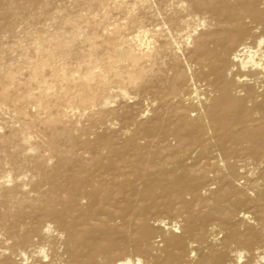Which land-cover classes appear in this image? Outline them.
<instances>
[{
    "label": "bare ground",
    "instance_id": "6f19581e",
    "mask_svg": "<svg viewBox=\"0 0 264 264\" xmlns=\"http://www.w3.org/2000/svg\"><path fill=\"white\" fill-rule=\"evenodd\" d=\"M133 1L27 81L0 17V264H264V0Z\"/></svg>",
    "mask_w": 264,
    "mask_h": 264
},
{
    "label": "rangeland",
    "instance_id": "374dc122",
    "mask_svg": "<svg viewBox=\"0 0 264 264\" xmlns=\"http://www.w3.org/2000/svg\"><path fill=\"white\" fill-rule=\"evenodd\" d=\"M30 0H2V5H1V8H0V17L2 18V16H7V17H12V18H15L16 19V24H15V26H14V28H13V31H14V34H13V36H14V44H15V46L13 47L14 48V51H15V53L13 54L14 56H13V61H14V63L15 62H17V60H18V65H19V63L21 64V65H23V66H21V65H19L21 68H18V70L20 71V72H18L17 71V69H16V67H19V66H17L16 64L17 63H15L14 64V69H15V71H17V76L20 78V80L21 81H27L28 79H26V78H29V70L27 69L26 70V68L25 69H23V67H26L25 66V61L26 62H33V61H35L33 58H34V54L33 53H31L32 52V48H34L33 46H35V44L36 45H39V43H41V40H44L45 38H47V39H45V40H47L48 41V43H50V44H48V46H50L49 47V49H51V48H55V41H54V43L52 42L53 40H57V41H59V40H61L60 42H64V41H66V42H69L70 43V41H71V45H73V46H76L75 44H79L83 39H84V35H87L88 33H93V31L95 32L96 30H98L97 31V33L95 32V35L97 36L98 35V37H99V35H100V37H101V39L102 38H104V34H105V29H103V28H106V30H107V28H108V30H113L114 28H116V30L118 29V28H120V29H118L117 31H119L120 33H121V36L123 37V38H130V37H132V35L135 33L136 34V28L133 26V24H132V19H134V20H136L137 19V22H136V24H142V25H144L145 26V29H148L147 28V26H146V23H145V19H142V18H140V19H138L139 17H143V14H142V12L139 10V7L137 6L136 7V5L134 6H130L129 4H132L134 1L133 0H117V1H115V0H108V3H109V6H108V4H107V1H105L104 2V4L105 5H100V4H98V1H96V0H46V1H48L49 3H51L50 4V7H48V9H46V10H41V9H39L38 10V8H35V7H33V9H31V10H29V7L31 6V4H30V2H29ZM59 1V2H58ZM73 1H75L74 2V4H72V2ZM101 1H104V0H101ZM114 1V2H113ZM58 2V3H57ZM114 3V4H113ZM118 3H119V5H118ZM123 5H122V4ZM129 3V4H128ZM55 4V5H54ZM68 4H70V5H68ZM82 4H83V8H82ZM87 4V5H86ZM127 4H128V6H127ZM133 4H135V2L133 3ZM73 5V6H72ZM86 5V6H85ZM93 5V6H92ZM106 5H107V7H106ZM116 5V6H115ZM63 6V7H62ZM66 6V7H65ZM81 6V7H80ZM119 6V7H118ZM120 6H122V8L120 7ZM65 7V8H64ZM68 7V8H67ZM89 8V9H87V8ZM118 7V8H117ZM126 7V9H124ZM134 7H136L135 9H137V10H135L134 8V10H135V12H133V14L131 15V16H128L126 13V11H128V10H130V9H132V8ZM62 8H64V9H62ZM90 8H91V11H92V13H91V11H89L90 10ZM130 8V9H129ZM56 9H58L59 10V12H60V10H61V13H59L58 12V10H56ZM104 9V10H103ZM118 9V10H117ZM128 9V10H127ZM64 10H66L65 12H64ZM102 12H101V11ZM113 10H115V11H113ZM57 11V12H56ZM62 11H63V13H62ZM89 11V12H88ZM98 11V12H97ZM104 11V12H103ZM106 11H108L109 12V14L106 12ZM137 11V12H136ZM59 13V14H56V13ZM84 14H83V13ZM86 12V13H85ZM98 13V15L96 16V14L94 15V13ZM106 12V13H105ZM28 13H33L32 14V17H27V15H28ZM44 13V14H43ZM74 13V14H73ZM81 13H82V15H81ZM39 14V15H38ZM56 14V15H55ZM105 14V15H104ZM118 14V15H117ZM69 15V16H68ZM71 15V16H70ZM75 16V18L73 17V16ZM79 16V18H78V16ZM88 15H90V17L92 18H90ZM108 15V16H107ZM120 15V16H119ZM56 17L57 16V19L56 20H54L55 21V23L56 24H53V20H51V22H50V19L52 18V17ZM66 16H67V18L68 17H70V18H66ZM82 16V17H81ZM87 16V18L88 19H86V18H84V17H86ZM107 16V17H106ZM123 16H125V17H123ZM126 16H128V17H126ZM77 17V18H76ZM81 17V18H80ZM96 17V18H95ZM101 17H102V19H101ZM106 17V18H105ZM116 17V18H115ZM125 18V19H123V18ZM28 18V19H27ZM32 18H34V19H32ZM63 18H64V20H63ZM72 18H74V19H72ZM90 18V19H89ZM98 18H100L99 20H98ZM114 18V19H113ZM85 19V20H84ZM93 19H95V20H93ZM104 19V20H103ZM121 19H123V21L125 22L126 20H129V21H126L125 23L121 20ZM48 20H49V22H48ZM66 20V21H65ZM72 20H74V22L72 21ZM78 20H82V21H78ZM88 20H90V21H88ZM93 20V21H92ZM117 20V21H116ZM46 21H47V23H46ZM65 21V22H64ZM68 21H70V22H68ZM88 21V25L90 26H88V25H86V23L85 22H87ZM96 21V22H95ZM99 21H101V22H99ZM112 22L111 24L112 25H114V27L110 24V22ZM120 21H122V22H120ZM0 22H2V19H0ZM22 22V23H21ZM76 22H78V23H76ZM80 22V23H79ZM90 22V23H89ZM92 22H95L97 25H98V28L97 27H95V23H92ZM108 24H107V23ZM116 22V23H115ZM119 22V23H118ZM67 23V24H66ZM72 23V24H71ZM82 23H83V25H82ZM85 23V24H84ZM99 23V24H98ZM103 23V24H102ZM29 24V25H28ZM46 24H47V26H46ZM50 24V25H49ZM64 24V25H63ZM70 24L71 25H73V24H76L78 27H79V29H78V27H75V25H73L74 26V28L72 29V27L73 26H70ZM109 24L112 26V27H110L109 26ZM116 24V25H115ZM119 24L120 25H122V26H120L119 27ZM126 24H127V26H126ZM135 24V25H136ZM81 27H80V26ZM96 25V26H97ZM103 25H105V27H102ZM118 25V26H117ZM123 25H124V28H125V30L122 28L123 27ZM63 26V27H62ZM87 26V27H86ZM99 26H101L100 28H99ZM109 26V27H108ZM48 27V28H47ZM86 27V28H85ZM89 27V28H88ZM57 28V29H56ZM69 28H71L70 30H69ZM77 28V30L79 31H77V30H75ZM84 28V29H83ZM88 28V29H87ZM64 29V32L62 31ZM66 29V30H65ZM81 29H83V30H81ZM131 29V30H130ZM24 30V31H23ZM33 30V31H32ZM35 30V31H34ZM46 30V32H44ZM57 30H61L60 31V33H59V31H57V33L59 34H57L56 33V31ZM93 30V31H92ZM107 30V31H108ZM54 33V35L51 33ZM106 31V32H107ZM42 33V35H41V33ZM44 32V33H43ZM48 32V33H47ZM76 32V33H75ZM85 32H86V34H85ZM101 32H103V34H101ZM34 35H33V34ZM40 33V34H39ZM66 33L67 34H69L68 36L70 37H68V36H66ZM74 33L75 34H82V36L79 34H77V35H74ZM48 34V36H46ZM57 35V37H56V35ZM73 35V37H72V35ZM134 34V35H135ZM50 35H51V37H50ZM60 35H64L63 37H62V39H57V38H61V36ZM30 36V37H29ZM40 36H42V37H40ZM44 36V37H43ZM53 36V37H52ZM55 36V37H54ZM75 36H77L76 37V40H75ZM79 36H80V39H79ZM40 37V38H39ZM69 39H68V38ZM17 38L19 39V40H17ZM38 38H39V41H38ZM42 38V39H41ZM50 38H56V39H53V40H51ZM74 38V39H73ZM25 39V40H24ZM33 41V42H31V41ZM49 40H51V42L49 41ZM39 43H38V42ZM74 41V43H72ZM18 42V43H17ZM35 42H37V43H35ZM23 43H24V46H25V48H22L23 47ZM53 43V44H52ZM22 49H21V48ZM20 48V49H19ZM23 49L25 50V51H23ZM29 50H31V52H29ZM53 50V49H52ZM22 51V52H21ZM27 53V54H26ZM30 53V54H29ZM22 55V56H21ZM25 55H27V56H25ZM30 55V56H29ZM57 55V56H56ZM59 54H55V57H54V60H53V65H52V67L53 68H58L57 66H58V64L60 65L62 62H63V60H61V58H60V56H58ZM18 56H20L21 57V59H18ZM24 57H27V58H25L24 59ZM58 58H60V60L58 59ZM10 59H12L11 57H6L5 58V60H4V63H6V64H10V63H12L11 61L12 60H10ZM27 59V60H26ZM29 59V60H28ZM56 59V60H55ZM58 59V60H57ZM9 61V62H8ZM23 61V62H22ZM181 61H184L183 59H181ZM58 62H61V63H58ZM56 65V66H55ZM46 67V68H45ZM68 67H70V69L72 68L70 65H66V68H68ZM24 71H23V70ZM44 72L47 74L48 73V71H49V68H48V66H44ZM71 70H73V69H71ZM49 74H51V72L49 71ZM49 74H47V75H49ZM22 76V77H21ZM190 92H191V89L190 88H186L185 89V93L186 94H190ZM185 107L187 108V110L191 113V115H194L195 114V112H194V110H195V105H193L192 103H190V104H186L185 105ZM134 109L136 110V111H139V110H142V108L140 107V106H134ZM31 112H32V110H31ZM142 121H144V120H142ZM13 174H16V172H14ZM3 209V210H2ZM5 209L3 208V207H1L0 208V212L2 213L3 211H4ZM162 217H165V214H162L161 215ZM18 226L20 225V226H23V227H27L28 226V224H30V218H23V219H21L18 223ZM241 231L242 230H244V228L243 227H241V229H240ZM3 231H1L0 233H2ZM3 236H1L0 235V250L1 249H3V247L5 246V242H4V240H3Z\"/></svg>",
    "mask_w": 264,
    "mask_h": 264
}]
</instances>
